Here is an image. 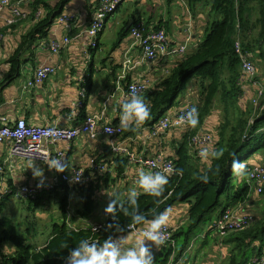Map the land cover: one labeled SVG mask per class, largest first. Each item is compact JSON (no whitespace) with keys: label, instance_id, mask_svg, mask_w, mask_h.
<instances>
[{"label":"crops","instance_id":"crops-1","mask_svg":"<svg viewBox=\"0 0 264 264\" xmlns=\"http://www.w3.org/2000/svg\"><path fill=\"white\" fill-rule=\"evenodd\" d=\"M35 1H31L23 7V10L29 15L24 21L16 25L8 26L4 20V18L10 16L9 10H6L2 17L0 16V31L4 39L0 44V80L5 78L9 69L7 63L9 56L18 47L21 37L35 24L31 16ZM45 1L56 4L60 0ZM99 1L72 0L64 7L61 15H74L78 18L77 25L68 35L72 38L71 44L57 56L50 55L48 45L53 41L62 43L64 36L67 34L65 28L58 26L57 22L54 23L47 39L32 49L34 52L33 58L26 61L20 78L4 90V100L0 104V116H5L11 121L24 119L27 124L37 127L57 126L66 128L84 122L89 115H100L103 118L101 126L105 124L113 125L116 122L120 125V105L126 100L123 91L127 85L131 82L149 79L151 87H154L162 78L168 75L166 71L173 68L179 60V58H162L153 64L143 61L139 49L132 47L130 32L126 30L129 24L134 25L139 20V22L142 21L147 24L149 29H164L171 42L176 45L185 42L188 36L187 31L191 25L192 41L188 48V53H191L205 39L204 30L213 19V15H210L211 1L207 0H125L117 12L108 19L105 29L99 36L98 47L89 50L87 55L85 52L89 47V38L86 36L85 30L89 26L91 16L95 12ZM125 4L126 9L122 10L121 8ZM123 29L128 32L127 37L118 49H114L113 47ZM126 57H131L136 66L128 71L127 79L122 82L120 89L117 90L119 74ZM25 58H28V55ZM47 62H53L57 68L56 74L42 88L25 91L24 86L27 80L31 78L36 69L46 65ZM199 89L198 83L194 80L191 81L187 86L186 93L178 100L173 112L180 110L188 101L194 103V98H198L200 101L201 92ZM82 91L86 95L85 107L79 110L76 104L82 98L80 95ZM240 106L242 108L243 105ZM189 129L172 130L162 138L152 139L148 137L147 128H137L135 136L128 138L125 142L132 151L139 155L152 157L164 153L168 156H174L175 148L183 141V135ZM179 137L182 141L177 143ZM109 142L106 137L91 140L88 136H83L74 142H60L52 146L51 149H60L67 154L66 165L68 169L65 171L83 169L90 177L94 174L90 168V160L95 157H105ZM9 148L10 143L0 144V163H3V170L0 172V183H2L1 190L6 192L7 195L12 194L11 198L23 200L17 195L18 189L22 186L35 184L36 182H56L58 172L54 169L49 170L47 164L33 160L9 159ZM30 163H35L37 167L43 168L44 176L42 178L33 176L32 169H29ZM103 163H107L108 172L106 174H109V176L105 180L100 178H104L106 174L94 176L93 182L96 186L97 203L102 197H104L106 204L110 202L106 192H117L122 199H126V193L132 189L144 194L135 183L138 170L143 168L127 164L124 173H120L113 157L106 158ZM249 166L250 168L254 166L252 161ZM143 170L148 171L145 168ZM97 179L100 180L97 182ZM70 191L69 205L71 199L82 204L83 197L80 188L76 187ZM252 194L257 196L253 190ZM224 204H226V201ZM106 207L101 208L99 211L96 209V218L92 217L88 220H84L79 216L78 212L81 207L73 215L67 212L68 220L66 223L71 229L93 227L111 217L104 212ZM253 207L247 201L229 209H242V212L251 213ZM188 209L189 207L184 203L173 206L167 211V224L175 229L183 227L187 222ZM220 216V211H218L212 222L213 224H211L212 227H207L201 234L195 236V232H193V239L185 255L177 262L174 260L175 264H218L219 260L225 259L226 252L227 256L229 255L231 245L224 242L225 239L221 242L215 233L214 224ZM102 217L103 219H101ZM77 223L79 227L76 226ZM87 224L90 225L86 227ZM144 227L145 225L142 228ZM122 236L127 237L123 244L124 248L133 246L136 239L140 238L139 235L132 232ZM198 241L199 243H197ZM31 242L33 243V241ZM45 244L38 247L41 248ZM255 245L257 246V243ZM162 250L163 248L153 246L155 264L160 263ZM14 252V247L9 243H0L1 260L5 257H11ZM252 259L248 264H251Z\"/></svg>","mask_w":264,"mask_h":264},{"label":"trees","instance_id":"trees-1","mask_svg":"<svg viewBox=\"0 0 264 264\" xmlns=\"http://www.w3.org/2000/svg\"><path fill=\"white\" fill-rule=\"evenodd\" d=\"M71 1L60 0L56 4H50L45 0L35 1L31 14L35 24L21 37L18 47L9 56L7 61L9 69L5 78L0 80V104L4 100V90L20 78L26 61L33 58L32 49L47 39L55 21ZM39 12L41 15L37 17ZM210 15H213V19L207 24L204 30L205 39L199 46L180 58L166 77L142 94L141 97L151 105V119L138 127L134 126L135 130L125 131L123 128L124 134L120 138V141H125L134 137L137 128L148 130L153 128L165 115L173 111L178 100L186 93L188 83L193 80L198 83L201 92L197 104L200 123L195 129L187 130L183 135V141L175 148V155L169 156L174 161L175 169L182 170V174L175 172L169 175V185L159 202L147 194H141L138 198L140 211L149 221L155 214L169 211L175 205L184 203L189 207L186 224L181 228H174V246L163 248L159 264H169L172 256L175 257V262L179 261L193 239V232L201 227L209 215L217 211L222 215L227 209L250 199L252 187L248 182V176L252 169L249 163L259 154L264 155L263 101L254 118L240 117L235 123L227 121L220 128L217 150L223 152L222 157L213 159L209 165L200 168L195 163L197 157L192 156L191 139L212 113L211 110L218 100L228 113L233 106L241 108L240 101L244 96L241 85L243 72L241 56L236 53L237 41L240 40L243 53L251 58L260 59L264 65V0H211ZM137 23H140L139 20L135 22ZM146 26L148 27L147 24ZM127 34L128 32L123 29L114 49L120 47ZM26 55L28 58H25ZM113 125L120 126L117 122ZM109 148L110 146L106 147L108 154L106 153L105 157H95L97 162L103 163L106 158L113 157L120 173H124L128 164L127 159L115 155ZM233 154L247 165L248 174L243 178L236 177L232 171ZM208 167L218 171L210 176L208 183H203L196 176ZM107 176L109 174L100 179L105 180ZM100 179H97V182ZM95 187L94 182L79 186L83 201L78 214L84 220L92 218L97 212ZM70 192L69 186L59 180L53 191L34 201L30 200L32 208L55 198L59 200L63 213V222L53 224L50 238L41 248L27 238L31 236V232L21 235L13 220L4 216L3 211L12 194L0 202V243H9L15 250L11 257L0 259V264H65L64 258L81 239L91 238L103 243L104 239L112 234L105 231L106 225L112 222L111 217L94 227L71 229L66 223ZM120 200L126 201L121 197ZM118 218L120 224L125 227V232L116 234L117 237L126 235L128 227L134 225L131 218L124 216L122 212H118ZM98 226L101 228L95 229ZM143 226L135 225L138 228ZM224 242L232 245L229 264H248L252 258L262 256L264 213L250 229L232 234Z\"/></svg>","mask_w":264,"mask_h":264},{"label":"built area","instance_id":"built-area-1","mask_svg":"<svg viewBox=\"0 0 264 264\" xmlns=\"http://www.w3.org/2000/svg\"><path fill=\"white\" fill-rule=\"evenodd\" d=\"M33 0H0V16L6 10H9L10 16L4 20L8 26H13L19 22L24 21L28 17V13L23 10L26 4L31 3ZM125 0H100L95 12L91 16V20L88 28L85 30L86 36L89 38V47L85 52L88 55L89 50L96 49L98 47V39L102 31L105 29L108 19L114 15ZM41 13H37L39 17ZM58 26L65 28L66 35L62 43L53 41L48 47L51 56H57L64 48L69 46L72 42V38L68 35L77 25L78 18L74 15H60L55 23ZM187 38L184 43L180 45L173 44L166 34L164 29L154 30L149 29L142 21L133 25L130 28L129 36L132 38V47L138 48L142 55V60L148 63H156L162 58H183L188 55V48L192 41L191 25L187 31ZM3 35L0 31V44L3 41ZM236 53L241 56L242 66V79L241 84L246 81H253L257 75L256 67L246 53H243L241 49L240 40L236 43ZM136 66L131 57H126L122 66L121 73L117 82V90L120 89L121 84L128 77V71ZM57 72L56 66L53 62H47L46 65L35 70L31 78H29L24 86V90L40 89L46 82ZM170 71H166L169 74ZM151 87L149 79H143L142 81L131 82L127 85L123 91L126 99L130 98L132 93L135 92L139 96ZM259 94L264 93V86L260 85L258 90ZM81 100L76 104L77 108L83 109L85 107L86 95L82 91L80 93ZM113 97V96H112ZM198 107L195 103L188 101L180 110L171 112L165 115L153 128L148 130V137L152 139L162 138L172 130H182L190 128L185 121L183 124L179 123V117L184 115L190 108ZM200 116V111H198ZM102 116L89 115L85 118L84 122L77 124L73 127L59 128V127H37L27 124L24 119L11 121L5 116H0V144H9V159H21L24 161L33 160L42 164H46V158L57 159L64 163H67V154L60 150H52L51 147L62 142H74L78 138L88 136L91 140H98L99 138H108L111 151L122 158H126L128 164L134 165L140 168H145L148 171H164L170 169L169 175H173L176 172L174 161L166 154H159L156 156H146L136 154L130 149L125 141H120L121 136L124 134L121 126H115L112 124H105L101 126ZM212 141L210 133L201 132L197 133L191 139L192 151L193 147L202 148ZM199 153V151L197 152ZM90 168L94 174L90 177L87 176V172L83 169H71L70 171H64L58 173L56 182H36L35 184L25 185L18 189V196L23 200L30 202L38 199L40 196L53 191L57 182L61 180L69 189L87 185L94 181V176H103L108 172L107 163L97 162V158L90 160ZM250 174L248 176V182L250 183L252 190L260 196L264 192V164L256 167H251ZM3 170V163H0V172ZM2 183H0V202L5 199L7 193L1 190ZM257 221V218L246 212H238L233 209H228L216 220L214 224L216 237L223 242L224 239L235 233H242L250 229ZM101 226H98L100 229ZM142 227H135L131 225L128 227V232L139 235ZM161 231L165 234V244L159 246L160 248L174 246L173 234L174 228L166 224ZM169 264L174 263V256H172ZM251 264H264V250L262 256L253 258Z\"/></svg>","mask_w":264,"mask_h":264},{"label":"clouds","instance_id":"clouds-1","mask_svg":"<svg viewBox=\"0 0 264 264\" xmlns=\"http://www.w3.org/2000/svg\"><path fill=\"white\" fill-rule=\"evenodd\" d=\"M151 105L144 98L132 93L131 97L124 100L120 105V126L125 131L135 130V127L140 126L143 122L151 119ZM195 129L199 123V114L196 107L190 108L184 115L179 117L178 122ZM199 156L207 161L209 157L219 159L223 156L222 151L212 150L207 148L200 150ZM46 164L49 170H55L58 173H63L68 169L66 163L51 158H46ZM231 168L233 173L238 178L245 177L247 173V165L233 154L231 160ZM29 169H32L33 176L42 178L44 170L37 167L35 163H30ZM211 167H208L203 172L199 173L196 178L203 183H208L210 176L215 173ZM170 169L164 171H145L138 170L136 185L144 194H147L157 200L164 196L167 186L169 185ZM177 174H182V170L177 169ZM110 202L104 209L107 215L111 216V223L105 227V231L111 232L103 243H100L91 238H84L79 243L70 249L68 256L64 258L65 264H155V255L153 246L159 247L166 242L165 234L161 229L166 226L168 221V212H160L155 214L149 221L145 214L140 211L138 198L141 195L140 191L132 189L126 193V201L120 200V194L117 192L107 193ZM127 205V207L125 206ZM118 212H122L124 216L130 217L132 224L145 225L140 231L138 239L131 247L124 248L123 244L126 241V236L116 234L125 232V227L119 222ZM150 242V243H146ZM67 248V245L64 246Z\"/></svg>","mask_w":264,"mask_h":264},{"label":"rangeland","instance_id":"rangeland-1","mask_svg":"<svg viewBox=\"0 0 264 264\" xmlns=\"http://www.w3.org/2000/svg\"><path fill=\"white\" fill-rule=\"evenodd\" d=\"M121 9H126V4L122 6ZM251 61L256 67L257 75L253 81L248 80L242 85V89L244 91V96L241 97L240 101V105H243L242 108L233 106L229 109L230 112L228 113L224 110V105L221 103V101L218 100L211 110L212 113L204 120V123L201 125L200 129H198V133L200 134L201 132L210 133L212 136V141H210V143L202 148H198V146L193 147L194 151L192 152V156L195 155L197 157L195 159L197 167L202 168L203 166L209 165L213 160V158L209 157V159L205 161L201 159L199 153L197 152H200V150L205 148H207L209 151L217 150L220 128L224 125L225 122L228 121L230 123H235L240 117H244L246 119H249L251 117L254 118V116L258 113V107L264 101V93L261 95L258 91L260 89V85L264 86V65L262 64L260 59L251 58ZM194 103L197 105L199 103V99L194 98ZM181 141L182 139L181 137H179L177 143H180ZM252 164L254 165L253 167L263 165L264 155L259 154V156H257V158L253 160ZM250 197L251 198L250 200H248V204L254 206L251 213L256 218H259L264 213V194H260V196L251 194ZM106 206L107 204L105 202V199L104 197H102L98 202L97 210L99 211L101 208H104ZM80 207H82V204L79 201L71 199L70 205L68 207V212L73 215ZM236 211L242 212L243 210L238 209ZM4 212V216H7L14 221L17 226V231H19L21 235L24 236L31 232V236H28L27 238L33 241V243L37 246H42L46 243V241L49 240L52 232L51 229L54 223L61 224L63 221V213L60 208L59 200L55 198L50 199L42 205L32 206V208L30 207L29 202L25 200L10 198V201H8L5 206ZM217 212H214L208 216L203 224L200 225L201 227L195 231V236L201 234L204 229H207V227H212L211 224H213L212 222L214 221ZM93 218H96V216L94 215ZM98 218L100 219V217ZM101 219H103V217ZM89 225L90 224H87L86 227H88ZM76 226L79 227L78 223L76 224ZM197 243H199V241ZM199 246L201 247V244ZM230 253L231 249L228 256L226 252V260H219L218 264H229ZM249 256L250 252L248 253V257Z\"/></svg>","mask_w":264,"mask_h":264},{"label":"water","instance_id":"water-1","mask_svg":"<svg viewBox=\"0 0 264 264\" xmlns=\"http://www.w3.org/2000/svg\"><path fill=\"white\" fill-rule=\"evenodd\" d=\"M132 26V23H130L126 30H129Z\"/></svg>","mask_w":264,"mask_h":264}]
</instances>
